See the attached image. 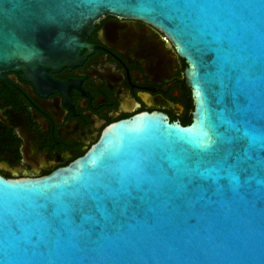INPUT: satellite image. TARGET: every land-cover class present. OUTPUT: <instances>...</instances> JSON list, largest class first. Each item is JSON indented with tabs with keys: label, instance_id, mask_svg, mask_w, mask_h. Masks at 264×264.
<instances>
[{
	"label": "water",
	"instance_id": "1",
	"mask_svg": "<svg viewBox=\"0 0 264 264\" xmlns=\"http://www.w3.org/2000/svg\"><path fill=\"white\" fill-rule=\"evenodd\" d=\"M105 14L168 37L193 119L118 123L51 178L0 177V264H264V0H0V73L75 63Z\"/></svg>",
	"mask_w": 264,
	"mask_h": 264
},
{
	"label": "flooded vegetation",
	"instance_id": "2",
	"mask_svg": "<svg viewBox=\"0 0 264 264\" xmlns=\"http://www.w3.org/2000/svg\"><path fill=\"white\" fill-rule=\"evenodd\" d=\"M187 62L156 27L105 14L75 63L0 73V177L33 181L71 168L118 123L153 116L190 124Z\"/></svg>",
	"mask_w": 264,
	"mask_h": 264
}]
</instances>
